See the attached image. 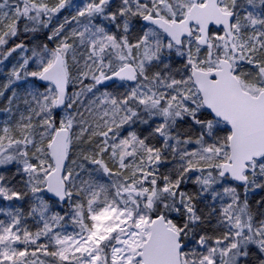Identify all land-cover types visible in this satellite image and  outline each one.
Listing matches in <instances>:
<instances>
[{
	"label": "rangeland",
	"instance_id": "374dc122",
	"mask_svg": "<svg viewBox=\"0 0 264 264\" xmlns=\"http://www.w3.org/2000/svg\"><path fill=\"white\" fill-rule=\"evenodd\" d=\"M26 1L31 2V9L35 8L34 11L37 14L42 10L46 11V8H48L44 0H35V2L34 0ZM132 1L134 2V0ZM136 1V4L142 6L140 12L151 11L157 14V17L163 18L168 22L183 19L193 6L191 0ZM246 1L250 2L248 3L249 6L241 10L240 16L236 17L233 24L235 53L232 52L229 45L224 46V41L227 38L223 32L218 31L211 33L208 46L204 48L200 47L197 43L199 34L195 30L193 36L195 40L189 39L186 42V49L183 52H179L178 55L188 57L191 68L196 67L211 71L218 68L220 58L229 60L236 70L235 74L240 80L243 89L256 96L264 90V66L259 68L257 76H250L241 68L246 65L256 68L257 66L254 64L255 59L259 58V52L264 54V0ZM237 2L238 0H220V8L224 12H233L232 10ZM251 2H253V6H251ZM204 3L205 0H202L200 4ZM95 7L96 11H99L101 8L99 5ZM19 14V9L12 5L10 0H0V45L6 42V35L10 31V23ZM179 17L183 18L179 19ZM130 33L133 34L131 35L133 41L130 44L127 43L122 51H118L116 43L112 44L117 52L118 62L121 65L130 64L135 66L139 72L140 82L135 86L120 84L117 86L116 98L110 99L106 96L107 92L105 88L100 87L98 84L99 80L106 75H99L95 78V74L91 75L90 73L92 81L95 80L97 87L102 88L99 89L102 90L98 92L100 101L98 100V106H96L93 114L86 115L82 107V104L85 102L83 100L85 96L84 92L87 90L83 91L84 86L80 82L78 84L81 87L76 84L74 89L70 90L67 106L63 111L59 112L57 118L59 128H66L70 132L68 166L64 178L67 187L70 176L75 174L74 177L77 178L79 165L93 160L92 154L89 152L84 155H82V152H76L73 160L69 161L73 142L75 144L78 141L76 144L78 146L77 150H79L87 143V139L83 138V136L91 135L98 138L100 136L98 133L105 130L103 128H114V133L115 131L118 134L121 133L120 137L114 138L111 146L108 145L101 150L99 146L102 143H98L92 153L96 154L97 159H102L101 156H103L104 152H110L109 160L120 174L122 172H130L118 182V190L121 195L129 197L127 201L133 202V196L128 193V191L133 190L132 187L138 185L141 191V187L144 186L145 191L143 192L142 203L143 206L149 209L152 206V194L155 190L153 177L161 178L165 190L173 189L178 186L181 174L188 168L189 179L183 185L184 189H182L180 197L182 208L172 220H168L170 227L182 234L187 226L186 214L191 205L195 203H199L203 208H207L208 213L209 210L212 213L213 206H215L218 208L217 212L219 216L225 214L226 217H229L233 215L235 218L233 219L237 223L236 214L231 210L225 211L222 208L224 205L222 202H216L214 205L211 204V200H218L216 192L211 195H205L198 191V182L203 180V184H207L211 181V176L207 175L203 177L199 173V169H193L198 168L194 164H191L190 167L192 168L187 166V164L189 165L196 160L204 162L198 159L201 156L205 161L209 157L216 158L218 155L223 156L225 150L222 146L225 142L224 133L215 137V141L207 140L203 151L188 147L180 155H177L174 150H170L167 153L164 167L159 170V173L162 175L159 177L157 172L153 171L151 173L152 163L150 162V156L153 150L152 153L150 149L149 152L147 151L148 149L143 151V148L147 147H144V145H147V138L151 137V133L143 138L137 136V112L133 110L132 104L149 109L153 101L161 99L162 101H166V103L177 105L184 111L191 109L193 110L192 112L197 113L200 109L196 102L198 91L194 83L193 85L190 84L186 78L179 82L174 77H165V65L163 67L160 66L162 64V57H160L158 49L162 46L171 49V44H174L168 38H165L166 41L164 43H159L164 38L161 37L158 29L146 27L144 31L136 34L130 29ZM195 43L196 46L194 45ZM110 44L111 41H95L90 43L89 47L96 53L107 48ZM34 45L36 49L43 46L39 40L34 41ZM35 48L29 51L31 56H33V52L35 54ZM216 50L220 52L218 57L214 56ZM26 52L28 53V50L17 47L4 58L3 62L8 64L14 60L4 78L5 86L2 91V97L11 91L8 106L16 112L15 121L6 125L3 133L5 140L0 138V197L5 200L21 198L32 189L33 185L35 186L39 183L42 176L45 178L46 186V177L53 170V163L52 161H48L45 152V141L50 136L54 125V122L47 125L49 117L53 118L51 113L49 114L47 106L50 107L53 100V106L56 108L57 93L52 86H47L46 90H41L38 86L32 84L30 78L34 75L33 70H29L26 73V78H20V70L16 72L15 66L22 67L24 65L23 60ZM58 53L62 54L60 51H57L50 65L54 63ZM62 55L65 59L67 70L66 57L64 54ZM211 57L214 58L212 59ZM70 61L72 62L71 65L74 66V59L71 58ZM98 68V71L102 73L101 67L99 66ZM67 74L70 88L68 71ZM189 79H191V74ZM23 82H25V85ZM20 85L23 86L22 89L19 87ZM85 88L91 87L90 85H86ZM21 98L23 102L20 105L19 100ZM99 124H103L104 126H99ZM186 134L195 136L196 133L195 130L187 128ZM50 142L48 143L49 156ZM139 151H143L141 155H138ZM145 152L147 153L145 154ZM228 161L223 162V164ZM216 165L217 163L213 164V168ZM128 166L130 167L128 168ZM246 175L247 178L251 179L245 190L246 195H249L254 192L253 188L262 182V177H264V160L253 163L251 172H247ZM145 182H148L149 185H144L146 184ZM227 183H222V186L226 189V197H229L228 191L230 190L228 189L230 185ZM30 185L32 187H29ZM68 196L70 198L69 189ZM125 196L124 198H126ZM88 205L86 219L83 222L81 221V223L80 219L77 221L81 217L80 213H76L77 205H75L72 211L74 216L77 214V218L74 221L77 230L78 227L80 228L77 232L71 235L53 234L52 239L49 240L51 255L59 262H73V264H142L141 261H135L134 257L138 254L139 248L148 239L150 234L149 226L152 220L149 218L146 210L139 209L136 214L126 207L117 205L113 201H98L97 197L88 203ZM247 228L251 227L248 226ZM252 228L253 231L255 229L254 233L256 232L257 236H259V240L250 239V246L253 249L255 257L260 262L262 260L260 254L264 255V224H255V227ZM37 229L38 225L35 224L33 226L27 224L16 225L14 221L6 219L0 211V264L19 256L21 252L20 249L15 247L16 244L30 241L29 236L32 231ZM45 229H47L46 226ZM227 234L225 241H220L226 242V244L219 250L217 249V244L215 245V240H218V238L213 239L202 235L200 237L188 236L185 242V249L182 253V264H226L227 254L239 246L238 238L241 230L240 228L238 229L236 224H233L227 227Z\"/></svg>",
	"mask_w": 264,
	"mask_h": 264
},
{
	"label": "trees",
	"instance_id": "16d2710c",
	"mask_svg": "<svg viewBox=\"0 0 264 264\" xmlns=\"http://www.w3.org/2000/svg\"><path fill=\"white\" fill-rule=\"evenodd\" d=\"M10 2L19 9L20 14L10 23V31L6 35L7 40L3 45H0V138L4 140L3 133L6 125L13 123L16 119L15 110L10 109L8 106L11 91L2 97V91L5 86L4 78L14 60L8 64L3 62L4 58L12 51L17 47L28 50V53L26 52L24 56V65L22 67L15 66L16 72L20 70L19 76L24 79L26 78V73L29 70H33L34 75L30 78V81L41 90H46V87L38 84L37 76L51 66L50 64L57 51L64 54L67 61L70 90L72 91V88L74 89L78 82L82 83V86H84L83 91L87 90L84 92L83 100L85 102L82 107L86 115H92L100 101L98 92L102 91L99 90L102 88L97 87L95 80L92 81L90 73L91 75L95 74L96 78L99 75H110L123 67L124 65H121L117 60V52L112 43L117 44L119 52L122 51L127 43L130 44L133 41L131 36L133 34H129L130 29L135 34L142 32L148 27L142 23V19L146 17L145 15L158 16L148 10L140 12L142 6L136 4V0H134L135 3L132 0H44L48 8H46V11L42 10L39 14L34 11L35 8L31 9L30 1L10 0ZM248 3L250 2L246 0H238L232 10L236 17L240 16L243 8L249 6ZM251 3V6H253V2ZM96 5L101 6L99 11L95 10ZM123 10L124 12H122ZM181 18L183 17H179V19ZM160 35L164 39H161L159 43H164L167 37L161 31ZM191 39L193 40L194 38ZM36 40H39L43 45L41 48H35L34 41ZM95 41H111V44L95 53L89 47V44ZM187 41L189 39L184 42V46L181 49L172 44L171 49H167L165 46L159 48V55L162 57L160 66L163 67L165 65V77H174L179 82L186 78L193 85L192 79H189L191 64L188 57L178 55L179 52H183L186 49ZM194 45L196 46V43ZM227 45H229L228 40L225 39L224 46ZM33 48H35V54L33 52V56H31L29 51ZM220 48L222 47L220 46ZM219 54L220 52L216 50L214 56L218 57ZM258 55L259 58L255 59L254 63L257 66L256 68L248 65L241 68L250 76H257L259 68L264 66V54L259 52ZM71 58L75 61L74 66L71 65ZM211 58L213 59L214 57ZM99 66L102 69V73L98 71ZM23 84L25 85V82ZM86 85H90L91 88L86 89ZM119 85L118 83L105 88L106 96L110 99L116 98L117 86ZM79 86L81 87V85ZM19 87L23 88L21 85ZM201 101L200 95L197 93L196 102L200 108L197 113L192 112L193 110L191 109L184 111L177 105L166 103V101L161 99L153 101L149 109L132 104L133 110L137 112V136L143 138L151 133V137L147 138V145H144V147H147L143 148V151L148 149L147 151L151 150V153L153 150L150 156V162L152 163L151 173L154 171L158 173L159 177L162 175L159 170L164 167L167 153L170 150H174L177 155H180L188 147L203 151L207 140L215 141V137L224 133L225 142L222 146L226 151L224 150L223 156L209 157L206 161L201 156L198 159L204 162L196 160L192 163L189 162V165L186 164L189 168H192L190 167L191 164L198 166V168L193 169H199V173L203 177L211 176V181L207 184H203V180L198 182V191L205 195H211L216 192L218 200H211V204L222 202L224 204L222 208L225 211L231 210L236 214L237 223H235L233 215L229 217H226L225 214L219 216L218 208L215 206H213V212L211 213L209 210L208 213L207 208H203L199 203L192 204L186 214V229L181 234L183 242L185 244L187 237L191 235L196 237H200V235L209 236L213 239L218 238V240H215V245L217 244V249L219 250L226 244V242L220 241H225L226 235H228L227 227L236 224L238 229L240 228L241 230L238 238L239 246L227 254L226 264H264V255L260 254L262 260L259 262L250 246V239L259 240V236H257L256 232L254 233L255 229L253 231L252 227H255V224L258 223L264 224V177H262V182L253 188L254 192L246 195L245 190L248 184L242 188L232 183L229 179L220 176V165L229 160L228 142L231 134L230 129L227 124L212 119L210 114L203 108ZM22 102L21 98L19 100L20 105ZM53 104L52 100L51 106H47L49 114L51 113V116H53V118L49 117L47 125L54 122L50 136L45 141V152L49 162H51V158L48 153V143L51 141L56 129L60 127L57 119L59 112H57ZM99 126L104 125L99 124ZM187 128L195 130V136L186 134ZM103 129L105 130L98 133L100 135L98 138L91 135L83 136V138L87 139V143L79 150H77L78 146L76 144L78 141L72 144L69 161L73 160L76 152H82V155L89 152L92 154L93 160L79 165L77 178L74 177L75 174L70 176L68 181L70 192L68 204L61 205L46 196L45 178L43 176L38 184L33 185V187L30 185L29 187H32V189L19 199L5 200L0 197V211L6 219L14 221L16 225H38V229L32 231L29 236L30 241L16 244L15 247L20 249L21 254L2 264H73V262L57 261L51 255L49 240L52 239L54 233L71 235L77 232L80 229L78 227L77 230L74 222L77 214L75 216L72 214L75 205H77L76 213H80L81 216L77 221L80 219L81 223V221L83 222L86 219L88 203L96 197L98 201H113L136 214L139 209H144L151 220L163 215L168 221L179 213L182 208L181 191L184 189L183 185L189 179L188 168L181 174L178 186L173 189L165 190L161 178L153 177L155 190L152 194V206L149 209L143 206L142 203L143 192L145 191L144 186L141 187V191L138 185L132 187L133 190L130 191L137 192L138 196L128 191L133 196V202L127 201L129 197L121 195L118 190V182L130 172H122L120 174L109 160L110 152L103 153V156H101L103 160L97 159L96 154L92 153L98 143H102L99 146L101 150L108 145L111 146L114 138L120 137L121 133L118 134L116 131L114 133V128ZM143 151H139L138 155H141ZM212 162L213 164L217 163L215 168H213ZM252 165H250L248 173L251 172ZM150 176L152 177V175ZM249 180L251 182V179L248 178V183ZM224 182H228L227 184L230 185L228 189L230 190L228 191L229 197H226V189L222 186ZM145 183L144 185H149L148 182ZM45 226L47 229H45ZM248 226L251 228H247Z\"/></svg>",
	"mask_w": 264,
	"mask_h": 264
},
{
	"label": "water",
	"instance_id": "95a60500",
	"mask_svg": "<svg viewBox=\"0 0 264 264\" xmlns=\"http://www.w3.org/2000/svg\"><path fill=\"white\" fill-rule=\"evenodd\" d=\"M193 6L187 15L178 21L168 22L160 17L146 16L145 26L160 30L176 47L181 48L186 39L193 35L194 28L199 31L197 43L208 46L213 31L223 32L230 49L236 52L233 24L236 14L224 12L220 0H191ZM213 71L191 68V79L197 88L203 107L212 119L228 125L229 161L222 165L220 176L227 178L239 187H246V173L251 164L264 160V90L254 96L246 92L234 73L232 63L224 58ZM139 72L135 66L127 64L116 72L102 77L98 84L108 88L118 83L135 86ZM37 82L43 87L52 86L57 93L56 109L63 111L70 95L68 74L62 54L56 55L54 63L42 72ZM70 132L66 128L56 130L49 145L53 170L46 177L45 194L61 205L69 202L68 187L65 181L68 166ZM129 193L138 196L135 191ZM148 239L139 248L135 261L142 264H182L185 249L182 235L170 227L163 215L152 219Z\"/></svg>",
	"mask_w": 264,
	"mask_h": 264
},
{
	"label": "flooded vegetation",
	"instance_id": "af4514ba",
	"mask_svg": "<svg viewBox=\"0 0 264 264\" xmlns=\"http://www.w3.org/2000/svg\"><path fill=\"white\" fill-rule=\"evenodd\" d=\"M199 3H202V0H199ZM195 30H197L198 31V29L197 28H194V30H193V35H192V37L191 38H193V36H194V32H195ZM198 34H199V31H198ZM190 38V39H191ZM221 59V58H220ZM219 59V60H220ZM219 62V61H218ZM218 67H219V63H218ZM234 67V66H233ZM218 69V68H217ZM216 70V69H215ZM205 71H211V70H205ZM213 71V70H212ZM235 69H234V73H235ZM236 75V74H235ZM119 84H124V83H119ZM124 85H127V84H124ZM137 85V84H136ZM199 93V92H198ZM201 97V96H200ZM184 243V242H183ZM186 246V245H185Z\"/></svg>",
	"mask_w": 264,
	"mask_h": 264
}]
</instances>
